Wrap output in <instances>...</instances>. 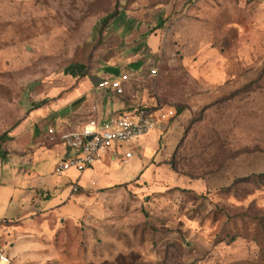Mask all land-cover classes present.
I'll return each instance as SVG.
<instances>
[{"label": "rangeland", "instance_id": "rangeland-1", "mask_svg": "<svg viewBox=\"0 0 264 264\" xmlns=\"http://www.w3.org/2000/svg\"><path fill=\"white\" fill-rule=\"evenodd\" d=\"M139 107L164 118L131 158L35 166L72 196L0 222L12 264H264V0H0V136L52 147Z\"/></svg>", "mask_w": 264, "mask_h": 264}, {"label": "built area", "instance_id": "built-area-1", "mask_svg": "<svg viewBox=\"0 0 264 264\" xmlns=\"http://www.w3.org/2000/svg\"><path fill=\"white\" fill-rule=\"evenodd\" d=\"M156 73L155 69L151 70V74ZM125 82L124 75L109 77L102 79L97 87L115 95H122ZM160 117L164 118L152 108L139 107L106 119H90L79 129H50L51 140H58L70 152L56 165L55 173L64 174L70 170L81 173L108 154L112 157L122 155L131 158L132 152L128 150L123 153V147L131 146L149 131L158 128ZM90 135L94 137L88 140ZM0 264H12V258L1 242Z\"/></svg>", "mask_w": 264, "mask_h": 264}, {"label": "crops", "instance_id": "crops-1", "mask_svg": "<svg viewBox=\"0 0 264 264\" xmlns=\"http://www.w3.org/2000/svg\"><path fill=\"white\" fill-rule=\"evenodd\" d=\"M104 78L107 77L103 76L98 83ZM93 85H95V82L89 77L82 81L79 88L75 91L77 99L81 97L88 98L90 87ZM84 100L85 98H82L80 102ZM28 126L29 124L25 129ZM9 140L15 143L12 144L15 147L5 149L11 152L8 153L6 161L0 159V222H6L7 219L20 218L27 209L32 207L31 203L33 200L39 201L37 205H40L41 202L42 207L54 208L55 210L65 206L64 203L72 196L71 184L73 179L70 181L51 179L49 175H43L41 172L36 171L35 166L47 159H57L59 162L70 153L69 150L62 144L45 147L41 143L34 148L17 145V136H11ZM42 140L41 138V142ZM28 151H32L33 154H26ZM55 167L51 169V174H55ZM67 189L71 191L69 192L70 195H68ZM38 192L40 194L42 192H51L53 194L48 200L35 199ZM13 202L19 207L18 212L13 217H8L7 211Z\"/></svg>", "mask_w": 264, "mask_h": 264}, {"label": "trees", "instance_id": "trees-1", "mask_svg": "<svg viewBox=\"0 0 264 264\" xmlns=\"http://www.w3.org/2000/svg\"><path fill=\"white\" fill-rule=\"evenodd\" d=\"M9 139H11V137L7 136V134H4L3 136H0V141L4 142V141H8ZM7 155L8 152L2 148L1 144H0V159L2 161H6L7 160Z\"/></svg>", "mask_w": 264, "mask_h": 264}, {"label": "water", "instance_id": "water-1", "mask_svg": "<svg viewBox=\"0 0 264 264\" xmlns=\"http://www.w3.org/2000/svg\"><path fill=\"white\" fill-rule=\"evenodd\" d=\"M94 137V135H90L87 137L88 140H91Z\"/></svg>", "mask_w": 264, "mask_h": 264}]
</instances>
